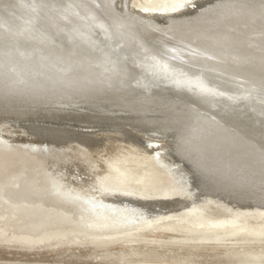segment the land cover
<instances>
[{"label":"bare ground","instance_id":"obj_1","mask_svg":"<svg viewBox=\"0 0 264 264\" xmlns=\"http://www.w3.org/2000/svg\"><path fill=\"white\" fill-rule=\"evenodd\" d=\"M55 101L92 111L90 117L57 112L58 119L115 126L100 136L33 127L38 145L31 149L44 156L45 143L67 149L80 189L111 202L100 209L71 192L51 196L70 202L83 224L119 230L132 219L129 207L164 212L152 221L181 213L185 227L153 222L148 237L192 230L203 240L229 225L214 233L252 237L250 245L259 246L229 255L264 264V0H0V106L13 109L1 113L35 117ZM121 125L171 137L165 147L177 156L176 170L188 166L185 183L175 172L165 171V180L150 156L135 152L114 161L116 170L108 165L132 137L123 138ZM47 173L39 178L41 193L50 192ZM201 186L214 191L195 192ZM143 233L96 235L93 243H134Z\"/></svg>","mask_w":264,"mask_h":264},{"label":"rangeland","instance_id":"obj_2","mask_svg":"<svg viewBox=\"0 0 264 264\" xmlns=\"http://www.w3.org/2000/svg\"><path fill=\"white\" fill-rule=\"evenodd\" d=\"M55 102L51 107L37 110L38 115L32 116L33 118L4 115L1 113L2 111L13 109L0 106V264H255L253 261H242L240 256L236 254V256L229 255L232 248H235L237 253H242L243 247H247L248 244L253 247L254 252L258 251L259 246L253 245L254 243L251 246V242L247 241L252 237L247 239V237L238 236L236 239L228 233L222 235L214 233L215 231L229 230L231 228H229V225L223 227L224 229H213V232H209L203 240L198 239L202 235L192 230L177 231L175 233L160 231L161 233H157L155 237H148V233H146L148 227L146 225L153 222H159V224L174 222L181 227H185L178 218L181 213L152 221L163 215L164 212L155 211L151 213L145 208L141 209L142 207H129L128 210L126 209L127 216H132V219L128 218L130 220L128 221L126 218L121 217L122 222H129L127 226L119 227V230L122 231L118 229L114 231L96 229V231L83 224L79 211L70 202H68L69 205L66 203L62 205L51 196L54 195V198H56L60 197L61 193L71 192L76 194L79 199L85 200L87 206H97L98 208L100 206L102 207L100 209L109 206L111 202L103 199L97 190L80 189L78 182L79 167L77 163L73 162L71 153L67 149L63 151L58 149L57 151V148H51L45 143L43 146L48 148L44 151L48 152L47 156L40 155L31 149L30 146L38 145L34 139L33 127L63 128L64 132L76 129L100 136L114 129L115 126L107 122L100 124L85 119L79 121L74 119L70 121L68 117L58 119L55 117L57 112L60 113H58L59 116L62 114L77 115L84 113L82 115L90 117L92 111L87 108L88 106L80 104L68 106L61 101ZM48 110L50 114H48ZM105 111L109 112V109H105ZM40 115L44 117L42 118ZM121 127L123 133L128 135L123 136L125 140H128L130 136L133 138L131 137L130 140L124 142V147L121 148L122 151L119 152L117 157L106 159L108 165L113 166L116 170L117 166L115 164L122 156L135 152L140 157L150 156L156 163L159 172L163 171L164 178L166 177L165 180L167 179V175L164 174L165 171H168L170 176L175 172L181 178V184L185 183L184 181L190 175L188 166L182 165V172L180 169V171L176 170L178 166L177 156L173 151H170V148L167 151L165 147L167 143H172L171 137L164 135L156 137L147 130L137 129L129 125H125V127L121 125ZM152 141L157 142L156 145H159L156 146ZM3 143L10 145L13 149ZM23 154L34 159L25 157ZM39 156H43L44 158H41H46L48 162L43 163ZM55 157H58V159H55ZM54 160L59 162L56 163ZM111 162L114 163L109 164ZM160 163L162 164L160 165ZM142 167L148 168V164H143ZM44 171H48L46 183H48L50 192L46 190V192L41 193L42 187L39 178ZM139 173H142V171H139ZM126 183L138 187V184L134 182L127 181ZM200 189L199 191L196 189L195 192L208 194L214 191L209 189L208 186H201ZM47 194H50V197ZM150 198L155 199L156 195L153 193ZM68 206H71V208ZM148 212L156 215L154 214L152 217ZM88 215L86 216L87 220L93 217L90 214ZM246 223L251 224V221ZM130 228L132 231H130ZM52 230H55V234L42 237V234ZM133 230L137 234L144 232L142 236L136 237L137 242L134 243H126L121 240L108 247H100L93 243L99 241V237L96 235H119V232L123 234L133 232ZM25 237L34 240L26 241L23 239ZM40 238L45 239L41 241Z\"/></svg>","mask_w":264,"mask_h":264}]
</instances>
